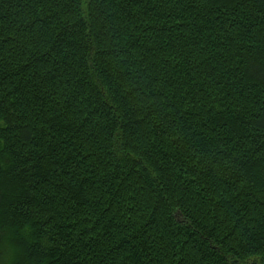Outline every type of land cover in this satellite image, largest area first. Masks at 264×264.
Returning <instances> with one entry per match:
<instances>
[{"label":"trees","instance_id":"trees-1","mask_svg":"<svg viewBox=\"0 0 264 264\" xmlns=\"http://www.w3.org/2000/svg\"><path fill=\"white\" fill-rule=\"evenodd\" d=\"M0 264H264V0H0Z\"/></svg>","mask_w":264,"mask_h":264}]
</instances>
